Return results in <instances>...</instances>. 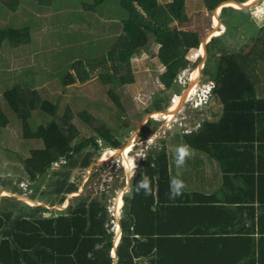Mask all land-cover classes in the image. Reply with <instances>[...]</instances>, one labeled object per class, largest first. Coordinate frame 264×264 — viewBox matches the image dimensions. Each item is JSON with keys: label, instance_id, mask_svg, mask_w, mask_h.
<instances>
[{"label": "trees", "instance_id": "16d2710c", "mask_svg": "<svg viewBox=\"0 0 264 264\" xmlns=\"http://www.w3.org/2000/svg\"><path fill=\"white\" fill-rule=\"evenodd\" d=\"M105 1L0 0V15L3 21L8 24L6 27H0V59L6 48L15 51L16 58H18L20 52L16 53V51L20 50L26 43L30 42V49L32 48L34 38L40 37L42 34L41 14L49 10L50 7L51 11H56V8L59 10L53 20V24L60 23V28H62L58 31L57 38L67 41L72 34L63 29L73 27L75 23L80 21L88 23L84 13L93 15V12L102 10L104 6L99 4H104ZM114 1L119 5L114 15L120 17L119 23L114 27L124 32L117 38L120 41H116V46L122 48L119 55L114 57V54L108 52L109 59L113 60L114 65L110 64L103 56L102 58L89 57L84 61L79 59L64 66V59H61L63 51L57 57V60L61 59L62 61L59 68H65L62 71V77H60L63 84L70 85L75 83L77 79L83 82L90 78L92 71L97 66H100L99 76L101 81L106 85L110 84V98H114L119 103L115 88L133 81L130 69L131 57L142 50L151 51V39H153L159 44V58L166 65V70L160 75V78L167 89L172 88L174 78L189 63L187 57L198 51L201 40L197 33L172 27L166 10L158 11L160 4L156 0H146L149 4L146 6L143 5L145 0H141L144 9L147 11L152 10L150 24L155 29L134 22L130 18L126 11L130 6H134L132 0ZM203 1L209 9H214L224 0ZM237 1L248 2L249 0ZM27 2H29L30 20L25 21V23L22 21L20 24V21L16 19L18 23L12 24L16 15L12 17L10 14H14L23 3ZM172 6L177 16L186 14L184 4L180 6V0H175ZM109 11H111V8ZM218 12L219 10L215 13L216 18L219 17ZM221 14L225 30L221 36L213 37L209 42V54L204 67L205 73L209 74V78L216 82L214 100L219 99L224 105H227L233 101L256 99L257 88L262 83L260 73L256 69L264 65V40L254 38L257 41L256 44L246 53L243 49L228 52L232 48L230 39L226 37V34L230 33V36L236 37L238 32L242 31V35L244 34L248 39L256 34L259 27L264 30V26H258L252 15L231 6L223 7ZM153 19L164 23V27L160 28L159 32H156L158 29H156V23H153L155 22ZM180 21L183 20L180 19ZM213 26L214 29H217L214 24ZM217 30L220 33V29ZM261 44H263V47ZM214 49L225 54L219 56L218 53L213 52ZM67 52L69 53H66V57H70L71 52ZM125 59H127L126 62H124ZM3 61L4 59L0 60V62ZM52 62L55 63V60ZM209 62L215 67V73H211L212 68H209ZM68 68L76 69V76L70 73L69 70L67 71ZM2 73L9 75L7 79L9 81L4 83L6 89L3 98L13 113L22 121L26 131L28 130L27 122L32 118L35 111L46 112L51 116L46 124L40 125L36 134L31 132L30 135L25 134L26 137H35L38 141L41 140L44 145L43 149L33 151L32 156L24 162L30 175V182L36 181L38 176L46 174L51 164L59 158L65 157L67 160H71L75 154L83 155L81 145L70 146L74 138V126L70 123L69 106L64 116L61 117L57 104L43 99L39 92L31 89L27 83L18 85L15 81L10 80L12 73L5 71ZM0 82L2 81L0 80ZM10 82L14 83L9 85ZM179 96L180 94L177 97ZM160 109L158 108V110ZM232 111L235 112V110ZM159 115L158 112L153 114L156 118ZM161 117H163V114ZM0 123L2 126L7 124L5 115L1 110ZM106 131L110 130L105 125L98 129L105 140ZM182 138L183 143L191 145L194 154L201 152L222 156L217 150L218 148L208 146V134L203 126L191 132V134L184 135ZM109 143L114 147H118L120 141L114 139ZM130 149L131 144L124 148V150L129 151ZM70 151L72 155L68 154ZM108 154L114 156L117 155V151H110ZM166 156V150L151 152L143 163L141 170L132 178V194L124 198L125 212L124 218L120 222L123 237L116 249L114 248V234L110 233L107 227L109 214L105 208L106 199L77 198L75 204L64 210L65 213L54 218H46L41 215L40 212L43 211L41 207L4 206L0 207V264H160V261L155 259L156 248L158 249V255L161 253L159 252L160 246L157 245L158 240L167 235H175L180 229L189 233L191 230L188 231L186 224L182 227L179 226L187 213L191 216L194 215L192 211H185L183 208L170 211L165 209L167 205H180L188 202L182 196L175 199L169 198L171 174L169 173ZM90 163V154L82 158V166H89ZM70 166H75L73 161H71ZM197 166V164L191 165L186 162L183 169H188V173H190ZM142 173L148 175L151 179L152 191L147 196L144 195L143 191L139 193L135 191ZM173 173L177 174L175 169H173ZM69 175V170L63 173L55 172L53 175L55 180L50 185L52 191L48 196L43 195L40 197L50 201L52 206L63 204L67 200L66 194L77 192L74 185L67 183ZM156 197L164 213L162 224L158 227L155 223V213L151 210ZM157 205L160 206L158 203ZM113 250L116 252V259L111 256Z\"/></svg>", "mask_w": 264, "mask_h": 264}, {"label": "rangeland", "instance_id": "374dc122", "mask_svg": "<svg viewBox=\"0 0 264 264\" xmlns=\"http://www.w3.org/2000/svg\"><path fill=\"white\" fill-rule=\"evenodd\" d=\"M172 1L169 0V2ZM105 2L99 4L105 8L101 7L102 10L93 12V15L84 13L88 23L80 21L73 27L63 29L72 34V36L66 34L70 36L67 41L57 38L58 31L62 28H60V23L53 24V20L59 10L56 8V11H51L50 7V11L47 10L41 14L42 34L40 37L34 38L31 49L30 42L23 45L20 50L16 51V53L20 51L18 58L14 54L15 51L8 48L2 52L0 60L4 59V61L0 62V80L2 81L0 82V110L5 115L7 124L2 126L0 123V207L13 205L41 207L43 209L40 212L41 215L46 218H54L65 213L64 210L75 204L77 198L106 199L105 208L109 214L107 227L108 231L114 234L113 239L116 241L119 226L114 216L117 215L123 219V212H125L119 194L122 191L128 192L126 189L129 177L125 172L127 159L134 158L137 153H143L147 158L153 151L166 150L170 171L173 172L175 169L181 173L182 169L178 170L175 166L174 157L177 146L183 143L182 137L202 126L206 130L208 125L205 126V123L211 112H216L214 117H219L221 110L217 102L211 99L213 91L207 81L210 76L204 71L209 54L208 48L207 53L204 49H198L197 52L189 55L187 67L185 66L180 71L172 88L167 89L160 78V75L166 70V65L161 62L159 44L153 39H151V51L142 50L130 59L133 81L115 88V94L120 104L114 98H110V84L106 85L101 81L100 66L92 71L89 79L83 82L77 79L75 83L64 85L60 78L65 69L64 67L59 68L62 65L61 59H64L65 66L79 59L84 61L89 57L102 58L104 56L110 64L114 65L113 60L109 59L108 52L117 57L122 50L116 46V41H120L117 38L124 32L119 28H115L117 30L110 28V26L119 23V16L114 15L119 5L114 0ZM141 3V0H132V4L137 7H141ZM182 4L185 7L184 12L189 14L187 19L190 21L191 30L196 33H199V30L210 33L214 28L212 17L215 16L214 9L217 10V6L214 9H209L203 0H180V6ZM262 4H264V0H258L247 8L238 6L235 8L252 15V12ZM227 6L224 5L222 8ZM110 8L111 11H109ZM10 15L12 17L16 15L12 24H17V20L20 21V24L22 21L24 23L29 21V2L23 3L18 11ZM1 17L0 15V27H6L8 24ZM215 19L216 27L220 29L218 35L221 36L225 25L220 23L219 17L215 16ZM153 21L155 20L153 19ZM226 37L230 39L232 48L228 52L243 49L246 53L256 44L257 41L254 38L264 40V30L259 27L256 34L248 39L244 34L242 35V31H239L236 37L230 36V33H227ZM261 45L263 47V44ZM67 51L71 52L70 57H66V53H69ZM61 52H63L61 59L57 60L58 54ZM203 52L206 54H204L205 56H202ZM213 52L218 53L219 56L225 54L219 53L217 49H214ZM53 60L55 63L52 62ZM208 66L212 68L211 73L216 72L211 62L208 63ZM193 69H196L195 82L194 78L191 79ZM68 70L76 76V69L68 68ZM3 71L12 73L10 80L15 81L18 85L27 83L31 89L38 91L43 99L57 104L61 117L64 116L69 106L70 123L74 126V138L70 146L81 145L83 155L75 154L71 160L60 158V161L57 160L51 165L46 174L38 176L36 181L30 182V175L24 162L32 156L33 151L43 149L44 145L41 140L38 141L35 137H26L25 134L30 135V132L36 134L40 125L46 124L51 116L46 112L35 111L27 122L28 130L26 131L22 121L13 113L3 98L6 89L4 83L9 81L7 80L9 75L3 74ZM256 71L260 73L261 79H264V65L258 67ZM13 83L10 82L9 85ZM190 86L191 90H189ZM209 89H211L210 92ZM259 91L264 92V81L261 83ZM178 94L185 95L180 99L186 98L184 102H181L183 105L176 108L174 106L173 109L168 108L169 111H165L168 105L171 106L179 101L176 98ZM171 101L173 102L171 103ZM198 104L200 107L197 106ZM158 108L163 109V112L158 113L159 117L150 115L148 122L143 125V119L148 117L144 118L145 114ZM162 114L163 117H161ZM103 125L110 130L106 131V140L98 132V129ZM211 136L218 138L212 134ZM114 139H119L118 147L109 143ZM148 139L152 140L151 144L147 142ZM130 144V151L124 150L125 146ZM110 151H117V155L108 154ZM70 152L68 154L72 155ZM88 154L91 155V163L89 166H82V158ZM146 158H137V172L141 170ZM71 161H73L74 167L70 166ZM68 170L70 175L67 183L74 185L77 188V193L66 194L67 200L63 204L52 206L50 201H46L40 196H48L52 191L50 185L55 180L53 176L55 172L63 173ZM118 203L120 206L122 205L120 209H118Z\"/></svg>", "mask_w": 264, "mask_h": 264}, {"label": "crops", "instance_id": "0c3cea01", "mask_svg": "<svg viewBox=\"0 0 264 264\" xmlns=\"http://www.w3.org/2000/svg\"><path fill=\"white\" fill-rule=\"evenodd\" d=\"M174 1L156 0L160 4L158 11L166 10L172 27L192 31L187 19L189 14L177 16L172 6ZM143 5L149 4L145 0ZM126 12L134 22L155 29L150 24L152 10L147 11L143 6L134 5ZM221 17L220 10L219 21L223 24ZM153 23H156V29L164 27V23L156 19ZM110 28L117 30L114 26ZM213 30L214 28L211 31ZM209 34L202 30L197 33L201 40L198 49L205 44L206 53L210 39L214 37L207 40ZM177 76L173 82L177 80ZM210 80L213 79L208 78L207 81ZM263 81L264 79L261 82ZM259 86L256 99L233 101L227 105L219 99L214 100L220 107V115L214 117L216 112H211L205 126L208 125V146L218 148L222 156L196 152L186 162L198 166L190 173L188 169L181 168V178L186 183L181 196L188 202L167 205L165 209L170 211L183 208L185 211H192L194 215L187 213L179 226L186 224L188 231H191L188 233L180 229L175 235H167L158 240L161 253L158 255L156 248L155 259L160 264H264V92L259 91ZM169 106L165 111H169ZM155 111L163 112V109L144 113V118ZM149 117L143 119V125L148 122ZM211 134L218 138H213ZM166 157L171 178L175 177L177 174L170 171L169 157ZM131 183L132 178H128V192L122 191L119 194L123 210L124 198L132 194ZM157 203L160 205L156 197L151 210L155 213L158 227L162 224L164 213L162 206ZM114 217L119 226L117 237L120 232L122 238V219L117 215ZM121 238L118 242L114 240L115 249ZM112 254L116 259L115 250Z\"/></svg>", "mask_w": 264, "mask_h": 264}, {"label": "clouds", "instance_id": "9594fccd", "mask_svg": "<svg viewBox=\"0 0 264 264\" xmlns=\"http://www.w3.org/2000/svg\"><path fill=\"white\" fill-rule=\"evenodd\" d=\"M252 16H253V19H255L257 21L258 26H264V4L257 7L252 12ZM212 81L215 82L214 80H212ZM215 86H216V82H215ZM215 86L211 88L213 91V96L211 98L212 100H214ZM211 89H209V92L211 91ZM197 106L200 107V104H198ZM152 117H154V116H152ZM147 142L149 144H151L152 140L148 139ZM193 155H194V153L192 151L191 145H189L187 143H181L180 145H178L176 148V153H175V157H174V163H175L176 168L178 170L183 168L186 161L189 158H191ZM138 157L146 158V156H144L143 153H137L134 158H130V159H127V157H126L127 163L125 166V172L128 175L129 179L134 177L137 173L136 160ZM185 189H186V183L181 178L180 172L177 171V175L175 177H172L169 181V198L175 199L177 197H180L183 194ZM135 191L137 193H139L140 191H143L145 196L151 194V191H152L151 179L148 175L142 173L140 180L136 184ZM112 224H114V223H112Z\"/></svg>", "mask_w": 264, "mask_h": 264}, {"label": "bare ground", "instance_id": "6f19581e", "mask_svg": "<svg viewBox=\"0 0 264 264\" xmlns=\"http://www.w3.org/2000/svg\"><path fill=\"white\" fill-rule=\"evenodd\" d=\"M258 0H249L248 2L246 1L245 3H247V4H251V3H256ZM227 5H229V6H231V7H234L235 8V6H238L239 8H240V5L237 3V2H228V3H226V5L225 6H227ZM222 6H224V5H220L219 7H218V9L216 10V12L218 11V10H221V8H222ZM238 8V9H239ZM215 12V13H216ZM213 21H214V25L216 26V19H215V16L213 17ZM218 23V22H217ZM217 28V27H216ZM218 30L217 29H214L210 34H209V36L207 37V40H209L210 38H212L213 36H218ZM211 40V39H210ZM201 50H203L204 49V51L206 50L205 49V44H202L201 45V48H200ZM205 53L203 52L202 53V56H205L204 55ZM200 68V67H199ZM197 69V68H196ZM196 69H194L193 71H192V75H191V79H193L194 78V82H195V71H196ZM195 85V87H196V83L194 84ZM195 89V88H194ZM189 90H191V86H190V88H189ZM191 93V92H190ZM178 96V95H177ZM176 96V97H177ZM185 95H183L182 96V94H180V96L179 97H177V100H179V101H177V102H175L173 105H171L170 107H169V109L171 108V109H173L174 108V106H175V108L177 107V106H181V105H183V103H181V102H184V100L186 99V98H184L183 100H180L182 97H184ZM181 103V104H180ZM159 113V112H162V111H155V112H153L152 114H151V116H153V114L154 113ZM155 116V115H154ZM118 209H120L121 208V206H120V204L118 203ZM117 209V208H116ZM121 237V233L119 232V234H118V237ZM118 237H117V239H116V242H118V240L120 239H118Z\"/></svg>", "mask_w": 264, "mask_h": 264}, {"label": "water", "instance_id": "95a60500", "mask_svg": "<svg viewBox=\"0 0 264 264\" xmlns=\"http://www.w3.org/2000/svg\"><path fill=\"white\" fill-rule=\"evenodd\" d=\"M228 2H237V3L240 5V7H243V8H247V7L252 6L253 4H255V3L247 4V3H245V2H240V1H237V0H224V1L220 2V3L217 5V9H218V7H219L220 5H225V4L228 3ZM214 10L216 11V8H215ZM205 59H206V57H205ZM201 68H202V67H201ZM149 116H150V115H149ZM149 116H148V117H149Z\"/></svg>", "mask_w": 264, "mask_h": 264}, {"label": "built area", "instance_id": "2783aa9c", "mask_svg": "<svg viewBox=\"0 0 264 264\" xmlns=\"http://www.w3.org/2000/svg\"><path fill=\"white\" fill-rule=\"evenodd\" d=\"M209 83H210V87H211V88L215 86V82H213L212 80H210Z\"/></svg>", "mask_w": 264, "mask_h": 264}]
</instances>
